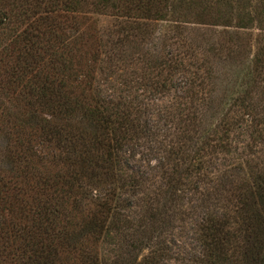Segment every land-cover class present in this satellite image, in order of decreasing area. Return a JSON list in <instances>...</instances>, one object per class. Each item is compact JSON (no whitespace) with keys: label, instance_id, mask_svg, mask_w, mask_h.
<instances>
[{"label":"trees","instance_id":"obj_1","mask_svg":"<svg viewBox=\"0 0 264 264\" xmlns=\"http://www.w3.org/2000/svg\"><path fill=\"white\" fill-rule=\"evenodd\" d=\"M250 1L0 0V264H264Z\"/></svg>","mask_w":264,"mask_h":264},{"label":"rangeland","instance_id":"obj_2","mask_svg":"<svg viewBox=\"0 0 264 264\" xmlns=\"http://www.w3.org/2000/svg\"><path fill=\"white\" fill-rule=\"evenodd\" d=\"M255 0H251L250 2L254 3ZM252 6V5H251ZM11 47H8L4 50H2V62L0 65V78L2 77L1 75H3L7 68H8V58L6 56H4V54L8 53L10 51ZM1 90H4L2 86H0V103L1 105H5V107L7 108V110L10 113H18L20 104L14 105L12 99L9 98L10 95H8L7 97H4L3 93L1 92ZM23 106V105H21ZM22 110H24V108H22ZM12 115V114H10ZM186 227V225L184 226ZM180 228V230H178L175 234V243L176 245H178V249L177 252L181 253V254H185L187 252H191L193 250V246L194 243L192 242V239L190 238V236L185 232V228L184 229ZM168 264H183L180 261H170Z\"/></svg>","mask_w":264,"mask_h":264}]
</instances>
